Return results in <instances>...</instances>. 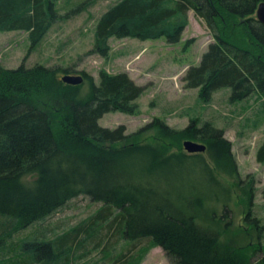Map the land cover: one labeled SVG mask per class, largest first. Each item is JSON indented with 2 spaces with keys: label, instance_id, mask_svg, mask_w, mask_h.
<instances>
[{
  "label": "trees",
  "instance_id": "obj_1",
  "mask_svg": "<svg viewBox=\"0 0 264 264\" xmlns=\"http://www.w3.org/2000/svg\"><path fill=\"white\" fill-rule=\"evenodd\" d=\"M262 1L118 0L95 27L94 52L108 57L113 37H165L176 44L193 10L214 40L185 73L187 86L199 88L206 103L221 88L231 89L233 101L258 92L264 118V23L256 15ZM59 19L56 0H0V31H27L31 49ZM71 73L61 66L8 69L0 63V254H6L0 264H71L74 248L107 223L128 241L149 239L137 254L134 246L112 264H140L155 245L173 264H250V247H234L229 226L207 205L226 201L222 216H228L233 192L223 180L244 184L225 130L199 118L184 129L155 118L133 134L123 124L101 126L108 112L135 114L146 86L127 72L104 70L99 83L82 70L84 81L73 85L62 80ZM185 140L207 149L187 152ZM256 157L264 163V142ZM246 193L251 210L254 187ZM80 196L105 205L55 239L36 235L8 245L15 233ZM246 220L255 223L249 215ZM255 264H264V258Z\"/></svg>",
  "mask_w": 264,
  "mask_h": 264
},
{
  "label": "rangeland",
  "instance_id": "obj_2",
  "mask_svg": "<svg viewBox=\"0 0 264 264\" xmlns=\"http://www.w3.org/2000/svg\"><path fill=\"white\" fill-rule=\"evenodd\" d=\"M56 1L60 19L38 48L31 49L27 31H0L1 65L8 69L21 65L30 68L36 64L61 66L71 69L72 74L85 70L96 83L100 82L102 70L109 74L127 72L138 85L146 86L136 101L137 112H108L99 120L101 126L109 128L123 124L127 134L136 133L155 118L176 129L186 128L192 118L211 120L218 128H223L225 137L232 142V151L238 162L239 183L243 181L244 184L233 185V179L224 178L225 186L233 192L228 216H222L226 201H209L207 205L216 208L224 228L229 226L226 229L233 246L250 247V264L258 263L264 258V163L256 157L264 142L262 98L255 92L243 100L233 101L231 89L221 88L206 103L200 99L199 88L187 86L185 73L190 66L200 63L214 40L204 20L190 10L188 24L176 44L169 43L165 37L145 41L113 37L109 41L110 54L103 57L94 52L95 27L102 14L118 0ZM79 6L83 9L77 11ZM251 185L255 197L249 210L246 190L249 191ZM104 205L89 196L72 199L60 211L15 233L8 245H19L24 239L36 235L55 239L88 220ZM113 211L115 215L119 209ZM248 215L255 223L246 220ZM148 241H128L118 233L116 226L109 228L107 223L93 237L84 239L82 247L74 248L70 255L71 264H112L134 246H137L134 251L137 254ZM3 256L6 254L1 253L0 257ZM140 264H173V260L162 246L155 245Z\"/></svg>",
  "mask_w": 264,
  "mask_h": 264
},
{
  "label": "water",
  "instance_id": "obj_3",
  "mask_svg": "<svg viewBox=\"0 0 264 264\" xmlns=\"http://www.w3.org/2000/svg\"><path fill=\"white\" fill-rule=\"evenodd\" d=\"M256 15L258 20L264 23V1L258 4ZM62 80L69 84L79 85L84 81V76L82 74H65L62 76ZM183 145L190 153L204 152L207 149L206 144L194 140H185Z\"/></svg>",
  "mask_w": 264,
  "mask_h": 264
},
{
  "label": "flooded vegetation",
  "instance_id": "obj_4",
  "mask_svg": "<svg viewBox=\"0 0 264 264\" xmlns=\"http://www.w3.org/2000/svg\"><path fill=\"white\" fill-rule=\"evenodd\" d=\"M72 74V73H71ZM199 142V141H198ZM202 143V142H201ZM184 146V145H183ZM207 146V145H206ZM186 150V149H185ZM187 151V150H186ZM188 152V151H187Z\"/></svg>",
  "mask_w": 264,
  "mask_h": 264
}]
</instances>
